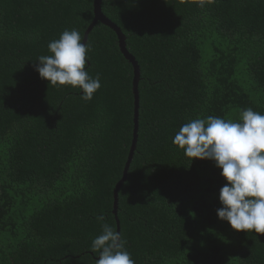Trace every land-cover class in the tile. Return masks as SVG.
Returning a JSON list of instances; mask_svg holds the SVG:
<instances>
[{
    "label": "trees",
    "instance_id": "1",
    "mask_svg": "<svg viewBox=\"0 0 264 264\" xmlns=\"http://www.w3.org/2000/svg\"><path fill=\"white\" fill-rule=\"evenodd\" d=\"M139 65L137 141L118 190L135 264H264V234L217 217L226 183L172 143L186 122L264 114V0H102ZM93 0H0V264H96L117 230L113 189L133 135V68L97 21L86 65L101 88L52 86L37 58L65 29L84 37ZM103 214L104 221L97 216Z\"/></svg>",
    "mask_w": 264,
    "mask_h": 264
},
{
    "label": "clouds",
    "instance_id": "2",
    "mask_svg": "<svg viewBox=\"0 0 264 264\" xmlns=\"http://www.w3.org/2000/svg\"><path fill=\"white\" fill-rule=\"evenodd\" d=\"M196 2L204 7L211 0ZM47 47L51 54L39 56L35 64L40 78L52 86L78 87L82 99L91 100L101 78L87 71L91 45L81 32L65 29ZM172 143L187 157L213 160L221 170L226 183L219 190V219L234 230L264 234V114L247 107L239 122L219 116L192 119L179 128ZM97 220L103 222V214ZM101 228L91 244V251L99 254L96 264H135L122 233L106 222Z\"/></svg>",
    "mask_w": 264,
    "mask_h": 264
},
{
    "label": "water",
    "instance_id": "3",
    "mask_svg": "<svg viewBox=\"0 0 264 264\" xmlns=\"http://www.w3.org/2000/svg\"><path fill=\"white\" fill-rule=\"evenodd\" d=\"M102 0H93V13L94 18L88 28L85 30L84 39L86 40L88 33L92 29V27L96 24L97 21L102 22L105 25H108L114 32L117 34L119 48L123 56L129 61L133 68V78H132V92L134 96V111H133V135L132 142L130 145V149L127 155V159L123 168L122 177L115 184L113 189V197H114V209L113 213L115 214V219L117 223V231L119 232V221L116 215V207H117V199H118V190L122 186L123 182L126 179L127 171L129 169L130 162L133 158L136 141H137V130H138V107H139V94H138V82L140 78V69L138 62L135 56L130 53L126 47L125 36L120 27L111 21L103 12L101 8Z\"/></svg>",
    "mask_w": 264,
    "mask_h": 264
}]
</instances>
